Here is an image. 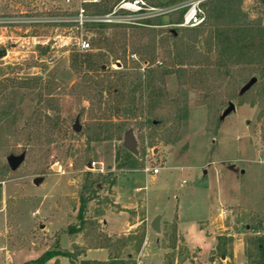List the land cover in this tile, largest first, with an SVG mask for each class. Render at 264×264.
Listing matches in <instances>:
<instances>
[{"label": "rangeland", "instance_id": "obj_1", "mask_svg": "<svg viewBox=\"0 0 264 264\" xmlns=\"http://www.w3.org/2000/svg\"><path fill=\"white\" fill-rule=\"evenodd\" d=\"M115 3L0 0V17L14 21L0 25V264H26L50 250L70 256L46 264H255L251 241L264 232V97L251 103L264 86V75L254 77L259 39L220 80L212 34L234 19L264 27V0H239L220 26H174L184 7L132 24L76 20L79 8L97 16ZM76 52L93 56L92 67L77 69ZM177 68L186 70L185 83L169 72ZM118 70L154 77L151 92L163 93L151 102L144 92L134 123H125L121 99L110 93ZM46 115L52 125H36ZM127 125L139 149L128 162L119 149ZM20 154L11 170L7 158Z\"/></svg>", "mask_w": 264, "mask_h": 264}, {"label": "trees", "instance_id": "obj_2", "mask_svg": "<svg viewBox=\"0 0 264 264\" xmlns=\"http://www.w3.org/2000/svg\"><path fill=\"white\" fill-rule=\"evenodd\" d=\"M113 3L116 0H110ZM239 0H209L207 1L208 7H207V17H209V21L207 22L208 18L206 17L205 13V18L204 21L200 24V26L206 25L205 27H208V25H219V17L226 12H230L233 9V6L238 7ZM220 14V15H219ZM172 17V15H171ZM170 17V18H171ZM244 18L245 16L240 13V19ZM207 18V20H206ZM171 20V19H170ZM156 22L158 21L155 20ZM239 21V20H238ZM238 21L236 19L231 20L227 22V27L228 30L222 33H219L220 31L213 32V38H216L215 42L219 46H221V51L218 53L217 57V67H216V72H217V77L220 80H223L224 77H227L231 75V70L228 68L227 64L235 63L237 64L240 61V58L244 57H251V52H253L252 48H255V39H259L258 46L256 48L259 49V51H256L257 57H258V62L262 66V68L259 70L257 74L254 75L256 78V82L259 78L264 75V27L261 26V23L259 21H248V22H242L241 24H238ZM171 23H174L171 21ZM157 24V23H156ZM199 26V27H200ZM222 27H224V24H221ZM198 29V28H197ZM203 29V28H202ZM199 30V29H198ZM168 34L170 36H174L177 33L176 28H169ZM197 31H195L196 33ZM192 38L195 35L191 36ZM219 37V38H217ZM258 37V38H256ZM195 42V41H194ZM74 60L75 63L78 65L76 66L77 69L81 70L82 68H88L92 67V63H94V57L87 54V53H79L76 52L74 54ZM248 61V60H247ZM250 61L252 62V58H250ZM240 63V62H239ZM250 62L248 61L247 64ZM177 64L180 66L179 62ZM97 68L101 67V64H96ZM178 66V67H179ZM223 69V70H221ZM171 73H174L177 75L179 81L182 83H185L186 80V70L183 68H177L176 70H171L169 71ZM209 74H206V77H209L211 74L210 70L208 71ZM244 71H242L243 73ZM241 73V74H242ZM116 84L110 87L111 94L114 96H117L121 99V104H122V110L121 113L125 116V123L130 124L134 123L137 116L139 115L141 111V106H142V96L144 92L148 89L149 90V98H151L152 102V97L154 96H162L163 93L161 91L159 92H154L152 93L151 90V83L154 80V77L149 76L148 79L145 81L143 80V74L142 72L135 71V72H124L118 70L116 73ZM223 77V78H222ZM255 82V84H256ZM26 85V84H25ZM27 86V85H26ZM250 89L252 87L254 88V84L250 85ZM236 95L232 94L230 97L234 98ZM256 97H264V86L263 89H259V91L254 95L253 98H251V103L253 104L256 100ZM262 99V98H261ZM260 99V100H261ZM263 101V99H262ZM119 110V109H118ZM132 113V114H131ZM41 122H46L49 123V127L52 125L50 123H53L52 119L50 116L46 115L44 116V119L42 118H37L36 119V125L41 123ZM147 125L149 126H154L153 120L147 118L146 120ZM39 137V136H37ZM120 152L123 153L125 159H133L135 156L128 152L126 149H124L122 146H119ZM127 162H122L120 163L119 166L124 167L126 166ZM112 183V182H111ZM87 199L82 197L80 198L81 202V211L78 214V218L82 220V209L85 206ZM82 226V225H81ZM80 227H75V226H70L68 228V232H77L79 231ZM251 245L255 247V250L258 251L259 253V260L255 262V264H264L263 258H264V232L259 234V236H256L253 238L251 241ZM56 255H61L64 257H69L70 255L68 254V251H59V250H50V251H45L43 252L39 258L30 261L26 264H46V262L51 259L52 257ZM95 264H98V262H92ZM90 264V263H87ZM99 264H103L102 262Z\"/></svg>", "mask_w": 264, "mask_h": 264}, {"label": "built area", "instance_id": "obj_3", "mask_svg": "<svg viewBox=\"0 0 264 264\" xmlns=\"http://www.w3.org/2000/svg\"><path fill=\"white\" fill-rule=\"evenodd\" d=\"M65 3H69L70 0H64ZM206 0H190L182 6H152L149 5L145 0H119L112 9L104 14L97 16H87L84 14V10L79 8V14L76 20L82 23L87 22H99V23H111V24H122V23H138L139 20H149L154 17H161L170 13H174L180 8L184 7L181 12L180 21L174 24L177 27H194L200 25L205 18V13L202 8V4ZM17 20V19H16ZM14 22L10 18L0 17V25ZM79 48L86 50L88 48V42H79ZM159 171L158 167L144 168V172H150L157 174Z\"/></svg>", "mask_w": 264, "mask_h": 264}, {"label": "water", "instance_id": "obj_4", "mask_svg": "<svg viewBox=\"0 0 264 264\" xmlns=\"http://www.w3.org/2000/svg\"><path fill=\"white\" fill-rule=\"evenodd\" d=\"M5 55H6V50L5 49L0 50V58H2ZM253 82H255V78H251L250 82L246 85V87H249ZM233 109H234V105L232 103H229L227 108L224 110L223 114L225 115ZM80 129L81 126L78 120H76L73 124V131L79 132ZM121 146L124 149H126L128 152L133 154L134 156L139 155L138 141L134 134L133 127L131 125H127V127L123 131ZM22 159H23L22 154L18 156H9L7 158V164L11 170H14L22 161ZM33 182L36 183L37 180L34 179ZM159 226H160V215L157 214L151 219L150 228L153 231L158 232L160 229Z\"/></svg>", "mask_w": 264, "mask_h": 264}, {"label": "crops", "instance_id": "obj_5", "mask_svg": "<svg viewBox=\"0 0 264 264\" xmlns=\"http://www.w3.org/2000/svg\"><path fill=\"white\" fill-rule=\"evenodd\" d=\"M119 0H116L115 2H118Z\"/></svg>", "mask_w": 264, "mask_h": 264}]
</instances>
